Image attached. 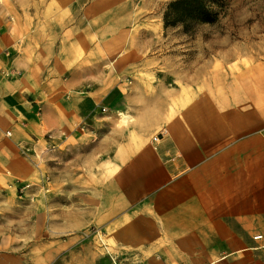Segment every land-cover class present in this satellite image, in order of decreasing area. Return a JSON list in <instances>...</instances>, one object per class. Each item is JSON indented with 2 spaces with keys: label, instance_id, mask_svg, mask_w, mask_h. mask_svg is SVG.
I'll return each instance as SVG.
<instances>
[{
  "label": "crops",
  "instance_id": "obj_1",
  "mask_svg": "<svg viewBox=\"0 0 264 264\" xmlns=\"http://www.w3.org/2000/svg\"><path fill=\"white\" fill-rule=\"evenodd\" d=\"M214 63L177 90L61 94L52 80H0V264H112L106 248L137 253L129 264H264V60ZM80 66L85 83L86 56ZM120 111L134 122L120 126ZM48 133L79 134L98 168L68 215L9 187L39 179Z\"/></svg>",
  "mask_w": 264,
  "mask_h": 264
},
{
  "label": "rangeland",
  "instance_id": "obj_2",
  "mask_svg": "<svg viewBox=\"0 0 264 264\" xmlns=\"http://www.w3.org/2000/svg\"><path fill=\"white\" fill-rule=\"evenodd\" d=\"M171 1L0 0V80H32L26 85L55 81L61 94L71 93L74 87L80 95L116 86L129 91L134 82L144 91L177 90L186 75L209 60L229 64L232 71L264 60V0H218L214 20L190 29L165 25L164 13ZM101 28L105 34H100ZM44 43L56 49L42 50ZM85 56L86 69L91 70H86L84 83L82 71L77 75L74 71L81 70ZM58 78L66 82H62L66 88ZM116 117L120 126L134 122L132 117L124 124L119 114ZM49 134L53 135L48 133L45 139L52 143L44 146L34 162L42 168L39 179L18 180L9 187L18 186L19 197L24 198L28 190L40 191L27 202L36 203L45 195L54 210L68 215L86 205V195L80 192L98 168L88 162L86 139L79 134L72 136V142L65 136L49 138ZM107 136L112 139L114 133ZM105 145L108 149L109 141ZM106 250L117 257V264H129L128 257L141 262L137 253ZM109 253V262L114 264Z\"/></svg>",
  "mask_w": 264,
  "mask_h": 264
},
{
  "label": "trees",
  "instance_id": "obj_3",
  "mask_svg": "<svg viewBox=\"0 0 264 264\" xmlns=\"http://www.w3.org/2000/svg\"><path fill=\"white\" fill-rule=\"evenodd\" d=\"M218 0H173L164 13L166 26L182 25L190 29L198 23H207L216 17L215 4Z\"/></svg>",
  "mask_w": 264,
  "mask_h": 264
},
{
  "label": "built area",
  "instance_id": "obj_4",
  "mask_svg": "<svg viewBox=\"0 0 264 264\" xmlns=\"http://www.w3.org/2000/svg\"><path fill=\"white\" fill-rule=\"evenodd\" d=\"M103 111H106V109H103ZM9 134H10V133H9ZM163 134H165L164 131H162L161 133L155 135V136L153 137V140H154V141H157V140L159 139L160 135H163ZM48 137H49V138H52V135L49 134ZM29 151H30V150H28V149L26 150V152H29ZM29 186H30V185L27 184L26 186H24V187L21 189V191L23 192L24 189H26V188L29 187ZM261 238H262V235H261V234L255 236V239H261ZM112 259H113V261H114V264H117L116 259H114V258H112Z\"/></svg>",
  "mask_w": 264,
  "mask_h": 264
},
{
  "label": "bare ground",
  "instance_id": "obj_5",
  "mask_svg": "<svg viewBox=\"0 0 264 264\" xmlns=\"http://www.w3.org/2000/svg\"><path fill=\"white\" fill-rule=\"evenodd\" d=\"M29 56V55H28ZM30 57V56H29ZM213 101V100H212ZM214 103V102H213ZM258 108V107H257ZM119 115L121 116V118H122V121H123V123L124 124H126V123H129V122H131L133 119H132V116L130 115V114H128L127 112H122V111H120L119 112Z\"/></svg>",
  "mask_w": 264,
  "mask_h": 264
}]
</instances>
